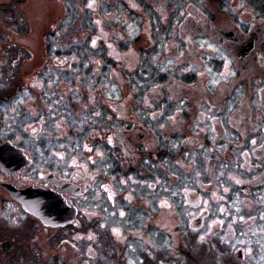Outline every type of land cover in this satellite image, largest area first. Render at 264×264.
I'll list each match as a JSON object with an SVG mask.
<instances>
[{
    "label": "flooded vegetation",
    "instance_id": "af4514ba",
    "mask_svg": "<svg viewBox=\"0 0 264 264\" xmlns=\"http://www.w3.org/2000/svg\"><path fill=\"white\" fill-rule=\"evenodd\" d=\"M253 227L264 0H0V245L250 264Z\"/></svg>",
    "mask_w": 264,
    "mask_h": 264
},
{
    "label": "rangeland",
    "instance_id": "374dc122",
    "mask_svg": "<svg viewBox=\"0 0 264 264\" xmlns=\"http://www.w3.org/2000/svg\"><path fill=\"white\" fill-rule=\"evenodd\" d=\"M36 3L29 12L33 14L38 12ZM38 8L41 10V12H43V8L41 6L38 5ZM251 230L253 239L250 244L246 245L247 248H250L251 252L250 264H264V227H253ZM11 242V245H7L10 248V251L6 245H0V264H57V261L55 262L50 256L48 257L47 255H37L34 259H28L24 261L20 240L16 239L15 241ZM6 248L7 252L5 253ZM221 260L222 256L218 260L219 263ZM66 264H68L67 261ZM235 264H239L238 260H236Z\"/></svg>",
    "mask_w": 264,
    "mask_h": 264
},
{
    "label": "trees",
    "instance_id": "16d2710c",
    "mask_svg": "<svg viewBox=\"0 0 264 264\" xmlns=\"http://www.w3.org/2000/svg\"><path fill=\"white\" fill-rule=\"evenodd\" d=\"M5 251H7V248H6V250Z\"/></svg>",
    "mask_w": 264,
    "mask_h": 264
}]
</instances>
